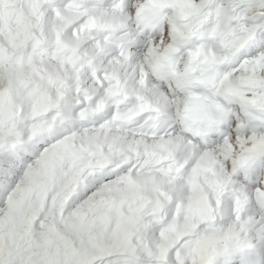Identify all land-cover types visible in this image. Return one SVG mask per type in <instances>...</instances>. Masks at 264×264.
I'll return each instance as SVG.
<instances>
[{"label": "snow or ice", "instance_id": "1", "mask_svg": "<svg viewBox=\"0 0 264 264\" xmlns=\"http://www.w3.org/2000/svg\"><path fill=\"white\" fill-rule=\"evenodd\" d=\"M160 7L186 21L178 43H214L190 50L195 80L174 44L159 82L134 93L148 142L72 124L82 41L68 34L106 26L103 0H0V264H264V218L247 212L264 206V0H149L145 25ZM172 80L196 141L169 135Z\"/></svg>", "mask_w": 264, "mask_h": 264}, {"label": "clouds", "instance_id": "2", "mask_svg": "<svg viewBox=\"0 0 264 264\" xmlns=\"http://www.w3.org/2000/svg\"><path fill=\"white\" fill-rule=\"evenodd\" d=\"M108 12L106 26L81 32L75 31L68 34L70 39L82 41L77 68L72 70L68 65L70 79L67 84L68 94L72 103V124L82 131L100 130L119 132L129 138H136L152 142L156 137L152 136L144 122L147 117L138 110L139 99L134 93L150 85L159 82V77L166 71L161 67L159 71L154 67L158 62L163 63L166 54H169L170 46L177 47L171 53L178 68L183 71L191 62L192 71L190 77L195 80L203 73L204 65L189 56L192 49L206 46L211 48L214 41L193 40L187 44H180V34L175 25L186 21H175V9L160 7L157 9L158 22L155 27L145 25L144 17L148 12L141 13V8L149 3V0H103ZM138 13L140 15L138 16ZM215 21L206 22L203 26L206 30L214 27ZM169 83V81H165ZM116 94H112L113 90ZM127 91V95L121 94ZM191 92L196 95H211V89L203 85H195ZM170 101L169 135H184L185 139L196 141L193 136L185 135L177 117V107L183 104L188 92L176 87L175 80L166 89ZM146 95L151 96L150 92ZM119 101V103H117ZM83 113V115H81ZM119 113L121 121H116ZM41 120L51 119V116L40 117ZM63 130V129H55ZM213 198L216 194L209 193ZM222 212L225 221H229L234 214L233 200L230 193L223 196ZM247 212L264 218V206H249Z\"/></svg>", "mask_w": 264, "mask_h": 264}]
</instances>
